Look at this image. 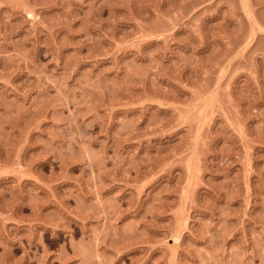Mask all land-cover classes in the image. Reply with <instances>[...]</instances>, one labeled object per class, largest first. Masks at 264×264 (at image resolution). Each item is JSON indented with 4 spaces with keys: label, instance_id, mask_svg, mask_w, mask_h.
<instances>
[{
    "label": "rangeland",
    "instance_id": "rangeland-1",
    "mask_svg": "<svg viewBox=\"0 0 264 264\" xmlns=\"http://www.w3.org/2000/svg\"><path fill=\"white\" fill-rule=\"evenodd\" d=\"M0 264H264V0H0Z\"/></svg>",
    "mask_w": 264,
    "mask_h": 264
}]
</instances>
